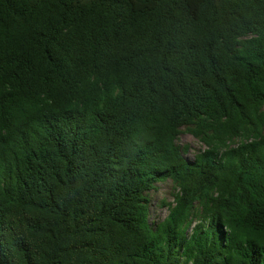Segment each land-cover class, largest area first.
I'll list each match as a JSON object with an SVG mask.
<instances>
[{
    "label": "trees",
    "instance_id": "trees-1",
    "mask_svg": "<svg viewBox=\"0 0 264 264\" xmlns=\"http://www.w3.org/2000/svg\"><path fill=\"white\" fill-rule=\"evenodd\" d=\"M134 1L0 0V264H264V0Z\"/></svg>",
    "mask_w": 264,
    "mask_h": 264
},
{
    "label": "rangeland",
    "instance_id": "rangeland-1",
    "mask_svg": "<svg viewBox=\"0 0 264 264\" xmlns=\"http://www.w3.org/2000/svg\"><path fill=\"white\" fill-rule=\"evenodd\" d=\"M135 9L143 10L145 8H152L153 4H140L133 0ZM240 142L236 139L234 145ZM181 147H187L185 156L193 159L197 154L204 152L208 146L200 139L192 135L186 127L182 128V134L178 140ZM175 191V184L172 180L160 182L156 185L155 189L150 192V219L151 221L162 220L169 214L168 203L174 202L173 192Z\"/></svg>",
    "mask_w": 264,
    "mask_h": 264
}]
</instances>
